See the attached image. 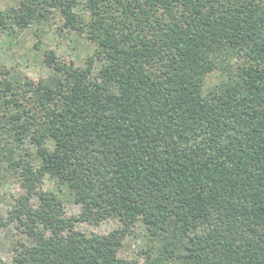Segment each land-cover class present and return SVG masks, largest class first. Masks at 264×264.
<instances>
[{
    "label": "trees",
    "instance_id": "1",
    "mask_svg": "<svg viewBox=\"0 0 264 264\" xmlns=\"http://www.w3.org/2000/svg\"><path fill=\"white\" fill-rule=\"evenodd\" d=\"M56 16L94 49L45 50L32 87L0 64V173L26 188L0 227L31 240L0 264H264V0H16L0 29ZM136 226L146 246L118 256Z\"/></svg>",
    "mask_w": 264,
    "mask_h": 264
},
{
    "label": "rangeland",
    "instance_id": "2",
    "mask_svg": "<svg viewBox=\"0 0 264 264\" xmlns=\"http://www.w3.org/2000/svg\"><path fill=\"white\" fill-rule=\"evenodd\" d=\"M16 5V0H0V11ZM83 4L79 5L82 8ZM37 43V46L34 44ZM53 49L62 60L67 63L83 66L85 60L93 52L94 45L80 34L76 29H69L63 25L62 18L58 16L50 21L41 22L25 29H15L7 33L0 29V64L5 67H15L24 74L28 86H34L39 77L48 74V69L42 64L43 52ZM102 60H95L91 68V76L99 71ZM220 80L218 71L211 73L206 80V88ZM27 147L33 151L32 145ZM34 152V151H33ZM43 189L56 190L57 182L45 177L41 185ZM26 188L22 186L19 176L13 171L3 170L0 173V219L7 215L13 196L24 194ZM64 210L66 215L79 214L81 204L73 200H65ZM118 221L109 218L98 224L87 221L76 222V227L85 232L106 233L118 226ZM142 227L136 226L128 234L118 250V256L134 257L139 246H146V239ZM20 237L26 242L30 238L21 230L16 229L13 223L0 227V257L6 262H11L15 238ZM142 262V260H141Z\"/></svg>",
    "mask_w": 264,
    "mask_h": 264
}]
</instances>
